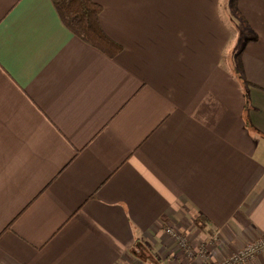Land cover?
<instances>
[{"label": "crops", "instance_id": "obj_1", "mask_svg": "<svg viewBox=\"0 0 264 264\" xmlns=\"http://www.w3.org/2000/svg\"><path fill=\"white\" fill-rule=\"evenodd\" d=\"M94 1L114 57L52 0H0V264L187 263L168 228L216 264L264 237V0H236L232 57L222 0Z\"/></svg>", "mask_w": 264, "mask_h": 264}, {"label": "trees", "instance_id": "obj_2", "mask_svg": "<svg viewBox=\"0 0 264 264\" xmlns=\"http://www.w3.org/2000/svg\"><path fill=\"white\" fill-rule=\"evenodd\" d=\"M52 4L62 23L85 43L102 51L109 57L116 56L122 50L121 45L110 38L101 26L102 6L99 3L94 0H52ZM230 8L239 18L242 28H248L246 20L236 7V0L230 1ZM229 69L242 87L248 84L239 58L230 65ZM244 99L245 107H247L248 98L245 92ZM245 124L249 129H252L247 119ZM205 221L204 217L198 216L193 222L200 230H205Z\"/></svg>", "mask_w": 264, "mask_h": 264}, {"label": "built area", "instance_id": "obj_3", "mask_svg": "<svg viewBox=\"0 0 264 264\" xmlns=\"http://www.w3.org/2000/svg\"><path fill=\"white\" fill-rule=\"evenodd\" d=\"M166 233L170 235L177 244L181 255L188 260L185 264H192L190 261L194 256V251H192L184 235L171 228L166 229ZM262 253H264V237H258L244 245L242 248L232 251L228 256L224 257L216 264H245ZM198 257L197 264H210L203 247H200Z\"/></svg>", "mask_w": 264, "mask_h": 264}, {"label": "rangeland", "instance_id": "obj_4", "mask_svg": "<svg viewBox=\"0 0 264 264\" xmlns=\"http://www.w3.org/2000/svg\"><path fill=\"white\" fill-rule=\"evenodd\" d=\"M230 1L231 0H222V16L227 20V22L230 26V29H231L232 38L229 42V45H228L226 52L229 49V51H230L229 56L232 57V54L234 55L236 52H239V50L241 49L243 40L241 41L238 39L241 36V30H243V29L240 25L239 20L237 19V16L234 14V11L231 10V8H230ZM232 61H233V58H232ZM234 62H236V61L234 60ZM224 63L228 64V60L226 58L224 59Z\"/></svg>", "mask_w": 264, "mask_h": 264}]
</instances>
